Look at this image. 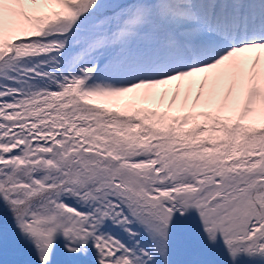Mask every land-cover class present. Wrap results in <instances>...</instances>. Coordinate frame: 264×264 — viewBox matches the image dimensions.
<instances>
[{
  "label": "snow or ice",
  "instance_id": "snow-or-ice-1",
  "mask_svg": "<svg viewBox=\"0 0 264 264\" xmlns=\"http://www.w3.org/2000/svg\"><path fill=\"white\" fill-rule=\"evenodd\" d=\"M0 264H264V0H0Z\"/></svg>",
  "mask_w": 264,
  "mask_h": 264
}]
</instances>
